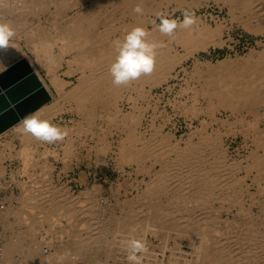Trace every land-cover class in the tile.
I'll return each instance as SVG.
<instances>
[{"label":"bare ground","instance_id":"bare-ground-1","mask_svg":"<svg viewBox=\"0 0 264 264\" xmlns=\"http://www.w3.org/2000/svg\"><path fill=\"white\" fill-rule=\"evenodd\" d=\"M185 1L187 2V0H185ZM185 1H183V0H12L11 1L10 0V2L8 3V1L5 0L4 2H7V4H3L4 2H1V0H0V2H1L0 6L4 5L3 7L7 8V9L4 8L5 9V10L3 9L4 11H2V8L0 9V11H1L0 16L4 15L0 19V23L10 24V26L15 31V36L12 39V41H10V46H8L7 48H3L4 53H2L3 57L2 56H1L2 58L0 57V61L6 62V61H9V60L15 58L18 55V51L22 47L21 46V42H23L22 40L25 39L26 40V46H27L26 48H28L29 51L33 52L36 55L35 56L36 59L38 58L39 61H43L44 64L46 65V67L45 66L44 67H45V69L47 68V70H48L47 73H49V75H51L50 76L51 77L50 79L52 80L51 83L54 84L52 86H54V88L56 87V89H58L56 91L57 95L59 94L58 92H60L59 97L56 98V101H55L56 103L52 102L51 103V104H53L52 106L48 105V107H46V108H43L45 106H42V109L40 108L39 113H38L39 116L42 119L51 120L54 117L61 115V113L68 111L71 114L73 113L76 117L77 116L81 117L80 120L85 121V122H88L89 120L94 118V116L98 117L102 122V126L106 125L107 129L108 128L111 129L113 127L116 130V133H114L115 135L113 136V139H111V140H113L112 142L108 141L109 139H108V136L106 135L108 133L105 132L106 134H104V133L101 135L97 134V136L95 137L96 138L95 139V145L94 146L90 145V146L92 147L93 150H95L97 155L101 156V157H103V155L105 156V154L109 150H111L112 153H114L115 155H118L117 159L120 160V162L121 161L122 162L127 161V162H131V163H135V165L136 164L140 165V167L136 168L137 172L138 173L143 172L145 174L144 175L145 177L143 176L144 179L142 177L141 179H143V180L140 179L137 183L138 188H139V189L137 188L138 189L137 191H139V193L141 192L140 190L142 189V186H141L142 184H143V186H146V187H143V189L146 188L144 190V192L142 194H139V195H141V197L144 198V199H142L144 201L146 199V196H148L152 200V202L148 203L149 204L148 209L145 208V210L147 209L146 213H143L142 215H140L142 212H140V213L137 212L138 210H136V211L133 210V211L137 212L140 215V219H142V221H140V219H139L140 222H143V229H142V235H141L142 238H146L148 241V244H150L151 246H154V242L157 239H159V241L162 243V250H160V251H162V258H155L154 255L156 252H154V249H152V251H150L149 254L147 255V258L149 261H152L151 259L153 257V262H152L153 264H264V233L261 231L262 235L258 234V233H260L259 228H257L259 232L258 231L255 232L256 230L254 232H251L253 230L252 228L256 229V227H258L260 225V224L256 225V221L254 220V218H256V220H257V217L261 219L259 221V223H261V226L264 229V186L261 185L262 184L261 181L264 180V177L261 178V176H258L259 174L257 176H255L252 173L254 169H260V168L264 169V113H262V111H264V52H263L262 56L259 54V57H261V58L259 61H257L259 63L256 67H254V65L252 66V67H254V69H252L251 66H249L250 69H252V70L249 71V73H246L247 75L244 74V76L243 75L238 76L239 74L237 75L236 72H234L236 74V76H234V75L231 76L232 75V72H231V75H230L231 77H229L228 79H223V78L221 79L220 78L221 79L220 80L218 76H217L218 79H215L214 77H216V76H214V75L212 77V73H211L210 74L211 77L209 76V78H208L209 81L206 77H205V80L207 79V81L204 82L202 80L204 84L206 83L205 85L203 83H201V84H203V87H202L203 92L202 93L204 95V99L209 101L211 106H218V108L220 107V109L223 110V112H224V113L222 112V114H225V112L229 113V114L226 116L227 117L226 119L220 118L219 120H217L216 118H214V120L216 119L215 120L216 122L220 121L219 123H217V125L219 126L218 128H215L216 124L214 125L213 121H211V119H210V122L207 119H204V120L202 119V121L200 122V125H201L200 129L198 131H195V130H197V129H195L193 132V135L191 134V136H190L191 139L188 138L190 140H188L187 142L185 141L186 143L184 145L181 144V140H180L181 138L179 139L180 140L179 141V140H176V137H174V135L168 134L169 132L164 134L162 127L160 128L161 125L158 128H156L155 123H154V120H155L154 116H151L153 118V120L151 119L152 124H149L148 132L147 131L144 132V130H143L142 132H144V133H142L141 132V126L143 124V120L145 119V110H143L144 108L142 109V108L138 107L136 102H138V100L140 98L142 100L143 99L148 100V99L152 98L153 96L150 97L151 96L150 92H151L152 88L157 87V86L162 85V84L164 85L165 83L169 82V80L171 78H175L176 76H174V72L178 68V66L183 65L190 58L195 57L196 53H198L200 51L208 50L210 45H212V44L216 45V43H218V41H217V39H214V37H216V36L213 37V35H214L213 29L214 28L211 30H208L207 28H209V27L207 26V28L198 29L197 28L198 26L196 25L197 26L196 28L198 30L194 29L191 32L189 30H186V29H178V31L176 32L177 35H175L174 39H176V41H177V43L175 41L176 45L180 44L183 48V53L179 54V56H177V53H179V52H176V53L174 52L175 54L173 53V51H172L173 47L172 48L167 47V45L170 46L172 44V40L170 42L171 44L169 45L168 39H167L166 43L162 39V41L166 44V46H165L166 48L160 47L159 49H157V56H156L154 71L150 75L141 76L139 79L133 81V82L138 81L137 83L140 84L139 87H136L138 85L137 84L134 88V86L131 85V82L129 83V86L128 85L115 86L112 83V77L109 73V68H110L111 63L115 60V57L117 55L114 42L116 40H123V38L127 34V32H129L132 28L137 27V26L144 27L150 32V36H149L150 41H154L157 43L161 42V39H159V38H161L162 35H164V34H161L156 27V23H157V19H158L156 14L159 12H164V13H167V15H168L170 6L172 4H176L177 5L176 8L179 9L180 7L184 6V3L186 5ZM201 1L202 0H191V5L189 3H188V5H190V8H194L198 3L200 4ZM215 1H217V2L223 1L225 4H229V5H233V6L238 1L239 4L242 5L243 9L245 10V12L247 13V15L250 18H255L261 22H264V0H215ZM224 3H223V5H224ZM1 4H3V5H1ZM138 4L143 8V12H144L143 15H145V13H146L148 15V18H149V15L151 17H154V19L151 18L152 21L150 20L152 25H153L152 29L147 28L148 27L147 26L148 23L146 24V21H147L146 18L147 17L143 16L141 18L140 14H137L136 12H134V8ZM5 5H7V6H5ZM225 6H227V5H225ZM233 9H235V8H233ZM73 10H75V11L77 10V11L74 13V15L72 14L73 15L72 16L69 13H70V11L72 12ZM239 12H241V11H239ZM233 13H235V12H233ZM16 15H18V16H16ZM11 16H13V17H11ZM233 16H235V18H236L237 15H233ZM30 17H32L31 18L32 20L30 19ZM204 17H205V15H204ZM143 18H145L146 20ZM199 18H198V20H199ZM44 19H46V20H44ZM239 19H241V18H239ZM200 20H201V18H200ZM200 20L198 22H200ZM119 21L121 22V25L120 26L115 25V23H117V22L119 23ZM153 21H155V24H153ZM223 22H221V23H223ZM261 22H259V23H261ZM261 24H263V23H261ZM254 25H256V23ZM205 26L206 25H204V27ZM209 26H211V25H209ZM218 26H220V25H218ZM249 26H250V24H249ZM248 28L251 29V27H247L246 29H248ZM51 29H53V33H51V31H48ZM216 29H215V31L217 32L218 30H216ZM256 30L257 29H255V31ZM210 31H212L213 33H211ZM219 31H220V29H219ZM224 31H226V30H224ZM262 31H264V30H262ZM263 34H261V35H263ZM219 35L221 37L222 34L219 33L218 37H219ZM164 37L166 38L165 35H164ZM169 38H171V37H169ZM171 39H173V38H171ZM61 43H62V47L59 50V54L56 53V55H55L54 54V47L57 46L58 44H61ZM164 43H161V44H163L162 46H164ZM176 45H175V47H176ZM258 45L259 44H257V46ZM173 46H174V44H173ZM260 46L262 47V45H260ZM263 46H264V43H263ZM253 48H254V46H253ZM255 49H256V47H255ZM69 52L75 53V55L72 59H69V60L66 59L67 60L66 65H68L67 67H69L67 69H70V71L68 72V70H66L67 72L65 71L66 72L65 75H67V73L69 75H71L72 73H78L79 78H77L78 79L77 84H74L73 87L71 86L72 87L71 89L65 91L64 90L65 86L67 84H70L71 82L70 83L68 81H67V83L64 82V80H61L63 78H59L58 77L59 75L58 76L56 75V72L61 67V63L63 62V60L65 58L64 56ZM253 52H256V51L254 50ZM249 53H250V51H249ZM254 55H256V54H254ZM243 57H245V56H243ZM239 58L240 57H238V59ZM255 58L258 59V57H255ZM227 59H230V58H227ZM247 60H244V61L246 62ZM252 60H254V58ZM39 61H37V62H39ZM229 61L230 60H228L227 62H229ZM231 61H232V59H231ZM244 61H241V63L242 62L244 63ZM196 62H198V61H196ZM221 62H223V61H221ZM30 64H32V61ZM39 64H41V63H39ZM240 64H239V66H240ZM200 65H201V63H200ZM245 65L246 64H244V66ZM32 66H33V64H32ZM219 66H221V65H219ZM230 66H232V65L230 64ZM227 67H229V66L227 65ZM247 68H248V65H247ZM244 69L245 68L243 67L242 71ZM218 70L220 71V69H218ZM236 70H238V68ZM203 72H202V74H203ZM223 72L225 73V70ZM246 72H248V71L246 70ZM199 74L201 75V73H199ZM227 74H230V72ZM69 75H67V76H69ZM192 76H193V74H192ZM211 78H213V79H211ZM50 79H49V81H50ZM199 79H201V77H199ZM192 80H193V78H192ZM188 81H190V79ZM202 81H200V82H202ZM145 84L149 85V87H148L150 89V90H148L149 93H147V90H145V88H144ZM125 87H127V89ZM190 91H191V89H190ZM167 92H168V90H167ZM187 92H188V90H187ZM134 94H136V96H134ZM54 99H55V97H54ZM124 101H127L128 104L131 105V107L134 109L133 113L132 112L129 114L123 113V108H122L123 106L121 103L122 102L124 103ZM157 102H158V100H157ZM169 102H171V101H169ZM182 102H184V101H182ZM180 103H181V101H180ZM147 104H148V102H147ZM164 105H165V103H164ZM174 107L175 106L173 103V108ZM155 108H157V105ZM255 108H258V110H259L258 113L255 112V110H254ZM147 109L148 108L146 107V111H147ZM197 109H198V107H197ZM199 109H200V107H199ZM239 109L246 110L247 116L243 117L242 114L240 115V117L242 116L243 118L240 119V128H239L240 130H238L239 131L238 135H241L245 139V141H247L251 137H253L254 141H256V143H257V147L255 148V150L253 152L248 151L249 153L252 152L251 157H250L252 163H249V164L247 163V165H244V164H242V162H239L240 160L237 162L232 158L230 151H229L230 149L228 148V146L225 147L224 140H223L224 135H225V132L223 131V129L225 130L226 128L231 126V123H234V122H230V120L232 117H234L237 114L236 112ZM98 110H99V112H98ZM260 110H262V111L260 112ZM158 113H161V111H159ZM240 113H238V114H240ZM219 114H221V112ZM212 117H215V116H212ZM175 118H176V116H175ZM235 118L239 119L237 117H235ZM156 119H157V117H156ZM199 119H200V117H199ZM236 119L233 121H236ZM74 120L76 121V119H74ZM78 121H76V122H78ZM82 121H81V123H82ZM90 122L91 121H89V123ZM93 122H95V121L93 120ZM237 123H239V120ZM86 124L88 125V123H85V125H83V126L85 127ZM79 125L81 127V129H79V131L82 129H84V130L88 129L86 131V133L88 131L90 132V130H91V128L89 130L90 125H88V128H87V126L85 128H83L82 124H79ZM93 125H92V127H93ZM179 125H181V124H179ZM232 125H234V124H232ZM165 126H166V124H165ZM76 127H77V125H76ZM235 127H236V125L234 126V129H232V130H235V132H236ZM70 128H69V130L71 133V130H73V129L72 128L70 129ZM16 130L19 133H21L19 127H17ZM79 131L76 130V132H78V133H79ZM110 132H111V130H110ZM190 132H192V131H190ZM94 133H96V132L94 131ZM5 134L6 133H4V135ZM79 137H81V136H79ZM93 137L94 136L92 135V138ZM194 138H197V139L195 140ZM10 140L6 141L5 143L2 144V146H0V191L8 189L9 187H11L10 184H5V182H4V180L6 178V174L8 172V166L5 165V163H7L6 160L15 159V158L21 159V162H22L21 164L23 165V167L20 169V171L22 174L26 173V176L28 175V172L30 171V170H28V168H30L31 166L33 167V162L36 163V160H38V161L40 160V158H38V157H37L38 159L34 160V158H33L34 155H32V153L35 152L33 150L39 144H42V143H40V141L36 140L31 135L22 134V136L19 138V146H18L19 150L18 151L16 150V152H15L14 147L11 144ZM72 140L73 139H71V141H70V139H68V141H70L68 143L65 141L66 146L63 148L65 151V156L68 158L70 156H72L73 154L75 155L74 150L76 148V145L75 146L73 145ZM82 145H85V144L83 143ZM244 147H243V149H244ZM7 149H9V152H11V153H6L5 151ZM260 149H261L262 153L259 152ZM47 150H49V149H47ZM88 150H89V148H88ZM64 151H63V153H64ZM162 151L163 152L169 151V152H167L169 154L174 152L173 154L176 157L174 156L175 158L172 159V157H171V159H169L168 157H166V155H165L166 153L163 154ZM240 151H241V149H240ZM52 153L54 154L53 151H52ZM57 154L58 153L55 152V155H57ZM95 157H96V155H95ZM74 158H76V157L74 156ZM246 158L248 159V157H246ZM45 160H47V159L45 158ZM148 160H149V162H151L149 167L147 165L145 166V163ZM66 162H68V161H66ZM69 164H72V163H69ZM101 164L104 165V163H101ZM127 164H125V165H127ZM37 165L40 167L39 164H37ZM141 166H142V169H141ZM41 167H43V165ZM47 167L49 169L51 168L49 165H47V162H45L43 168L44 169L46 168V170H47ZM106 167H105V169H106ZM114 167H116V166H114ZM33 168H31V169H33ZM230 168L235 169V171H237L238 174L231 172ZM49 169H48V171H51ZM263 169H262V171H264ZM46 170H44V171H46ZM33 171L34 170H32V172ZM242 172H244L243 176H242ZM39 173H40V175H42L41 172H39ZM45 173H47V171ZM45 173H44V175H45ZM95 173H93V174H95ZM113 173H114V171H113ZM66 174H69V173L66 172ZM37 175H39V174H37ZM37 175H35V178ZM40 175H39V178L42 177ZM134 175H138V174H134ZM122 176L124 177V175H122ZM10 177H11V175H10ZM29 177H30V175H29ZM45 177L48 178V176H45ZM101 177H102V175H101ZM13 178H11V179H13ZM146 178L148 179V181H146ZM27 180H30L28 178V176H27ZM51 180H53V178ZM99 180H100V178H99ZM111 180H113V179H111ZM39 181H40V179H39ZM38 182H36V184H38ZM131 182H133V181H131ZM30 183H31V180H30ZM30 183L24 184V183H20V181H18V184H16L18 186V188H20V190H21L20 196L18 195L19 197L16 199V200H19L21 207L17 206V208L20 207L22 209L19 208V210H16V208L13 209L9 206H6V203H5L6 201L3 203L4 205H2V207L0 208V218L3 220H5V218H8L9 216L8 217H6V216L11 214V213L12 214L14 213V217L17 213L21 214V216L19 215L21 217L19 220L17 219V217H15V219H17L18 222L21 224V227H19V226H18V228H16L15 226L11 227L12 229H13V227H15L17 232H19L18 234L16 232H14V233H16L17 240L11 241V243H8V246L5 245L6 246L5 253H8V255L10 256V253L12 252V250L14 252L17 250L19 252H22V255H20V256L23 257V254L25 255L23 257V259L25 258V261L29 260L28 263L32 261V262H37V264H74L72 261L74 259V257H73V259H71V256L69 255V253L71 251H76L75 253H78V255H81V253H84V255L85 254L88 255L90 253L94 254L93 242H90L89 240H91L94 236L98 235V233H99L98 231H97L98 232L97 234L96 233L93 234L94 236H92L90 239L84 241L85 246H83L82 243H80V244H74V242L62 243L63 242L62 241L61 243H59L60 244L59 246L62 249H60L56 253L51 254V253H47V252H43V251H39L40 252L39 253L37 251L38 247L37 248L34 247L36 244L34 246H32L31 245L32 243H30L28 245H31V246H27V244H26L27 242H25L26 236H28L31 233H33V236H34V231L38 232V230H35L36 227L33 228V226H26L25 224H27L26 222H30L28 219L31 218L30 215H32L33 213H36L37 215H38V213H44L47 218L45 216L44 217L48 221H52V222L55 220V217H56L55 215H60L62 217L64 216L63 218H65V219L66 218L68 219V217H69L70 220L66 221L68 223H71V221L73 220V217L75 216L74 220L77 223V221L81 220V219L77 220L76 218H79V216L77 217L76 215L79 214V215L83 216L82 214L88 213V212L82 213L83 211L86 212L83 208H85L84 206L86 204L89 207V204H91L93 202L92 200H94L97 197L96 194H97V191H99V189H100V186H99L100 182H97V184L94 183V185H93L94 187H92V190L88 189L85 192L86 197L85 196L84 197L87 198L88 201L90 200V202L87 203V199L85 200V198H84L85 202L84 201L83 202L86 203L85 205H83V203L81 204V202L78 203L79 201H77V200L81 199L79 194H76V195L79 196L80 199L78 197H77L78 199L74 197L77 200H75L73 198V196H72L73 192L71 193L69 190L70 187L67 188L63 185L62 187L60 186V188L57 186L58 187L57 188L55 186V184H50L53 186L49 187L50 188L49 191L47 188L46 192H48V193L45 192V194H44L43 191H41L40 189H37L38 186H36V188L32 187V186H30ZM43 183H44V181H43ZM46 183L48 185L47 184H44V185L49 186L48 181ZM39 185H41V184H39ZM258 185H259V188H257L258 191H256L257 193H255V194L261 196V198L263 199V200H260V202L262 201V204L260 203L261 209L259 210V213H256L254 211L253 207H254V205H257V206L259 205L258 204L259 200L253 199L252 203L250 204L251 205L250 209L248 211H246L244 209L246 205L244 206L243 203L241 202V204L243 205L242 206L239 203L240 201L238 202L239 197L241 196L240 195L241 192H239V191L243 188L245 189V187H248V188L251 187L252 188V186H258ZM41 187L43 188V186H41ZM131 187H132V184H131ZM213 187H214V189H212ZM215 188H217V189H215ZM233 188H235V190L237 189L236 191L239 192L240 196H236L238 198V200L236 198L235 199H236V202H238L239 205H241L240 207H242V208L238 207L239 208L238 210L240 212L238 210H236V211H238L240 213L241 217L243 215H245L244 217H246V221H247V219H249V221L246 222L247 223L246 224L245 221H243L244 218L242 217L243 218L242 221H243V223L246 224V226H242L243 223L239 222L241 227H242V231L241 232L238 231V233L240 232L239 234L236 231H234L236 233L231 234V233H233V230H231L232 228L234 229L237 226V229L239 230V227H238V226H240L239 224L235 226L233 224H236V223H232V225L234 227L231 226V222L233 220H234L233 222H236L235 219L239 216V215L236 216V214L238 212H236L234 214L235 219L233 218V220L231 221L230 217H228L229 214L231 213L230 210L225 209L227 212L226 213L227 217H224L226 215H222L223 213H221V210L223 208L222 209L218 208L220 210L218 212L216 211L217 210L216 208H215L216 212H214L212 210V208H213L212 206H210L211 209L210 208L207 209L209 207V205H211V202L213 200H215L216 198L217 199L215 200V202L217 200L220 202L222 200L224 201V198H225L224 196H226V194H227L228 195L227 199H229L230 198L229 196L231 194H229L228 191L232 190ZM227 189H228V191L226 192ZM128 190H130V189H128ZM215 190L218 192L217 194H215ZM236 191L234 192V190H233L234 193H236ZM248 192L249 191H247V193ZM15 194L16 193L11 194V196L12 195L13 196L9 198V201L10 200L12 201L11 198L17 197V196H15ZM242 194H243V192H242ZM255 194L250 193L251 197H252V195H255ZM70 195L75 200L74 201L75 206L82 205L83 206V207L81 206L82 209L78 210L79 207H77V209L75 210V208L73 209L72 206L67 203L68 202L67 200L71 199ZM69 196H70V198H69ZM168 196L170 198L167 199V201L169 200V202H168V204H166L167 202L164 200V197H168ZM214 196L216 197L215 199H214ZM232 196L233 195H231V198H232ZM234 196H235V194H234ZM45 197H47V198H45ZM141 197H140V199H141ZM242 198H244V197H242ZM219 199H221V200H219ZM4 200H8V199L6 198ZM41 200L42 201L45 200V203H43ZM71 201H73V200H70L69 202H71ZM80 201H82V200H80ZM223 201L221 202L222 205H223ZM226 201H228V200L225 199L224 203ZM232 201H233L232 202L233 204L234 203L236 204V202L234 200H232ZM76 202L80 205H77ZM104 202H105V200H104ZM228 202H226V204H228ZM42 203H43V206L45 204L46 205L44 207H41ZM136 203H139V202H136ZM232 203H229V204H232ZM92 204H93L92 208L95 209L98 207L97 205H99L101 203H98L96 205L93 202ZM94 204L97 207H94ZM131 204L135 205L134 202H132ZM148 204H146V205H148ZM220 204H219V206H220ZM87 205H86V207H87ZM187 205H193V207H195V209L192 208V206L190 207ZM142 206H144V205H142ZM185 206H187V207H185ZM90 207L87 208V209H89L87 211L91 210ZM100 207H101V205H100ZM105 207H107V205ZM134 207L136 209V206H133V209H134ZM188 207L194 209V211L191 209H188ZM98 208L96 209V212H97ZM119 208L121 209L120 206H119ZM139 208H141V206ZM139 208L137 207V209H139ZM183 208L184 209L187 208V210H184ZM197 208H199V209H197ZM228 208H230V207H228ZM232 208H233V206H232ZM94 209H92V211ZM131 209H132V206H131ZM81 210H83V211H81ZM122 210L123 209H121L120 211H122ZM211 210L213 213H211ZM104 211H105V209H104ZM140 211H142V210H140ZM207 211H210V212H207ZM105 212H104V214H105ZM110 212H111V210H110ZM114 212H113V214H115ZM90 213H89V215H90ZM129 213H133V212L130 211ZM207 213L209 216H206ZM24 214H25V217H23ZM95 214L96 213H94V215ZM35 215H33V216H35ZM89 215H87L88 218H86L87 216L86 217L84 216V218H86L88 220ZM91 215L93 217V220H91V221H93V223H91V221H90V223L85 222L84 224H87L86 226L89 228L91 227V229L95 228V230H98L99 225L95 221L99 218V216L97 218L93 215V213ZM136 215H134V217ZM1 216H4L5 218L4 217L2 218ZM41 216H43V214ZM127 216H128V214H127ZM12 217H13V215H12ZM38 217H39V215H38ZM118 217H120V215H118ZM132 217H130V218L132 219ZM45 218L43 220L44 223H46ZM71 218H72V220H71ZM90 218H91V216H90ZM95 218H97V219H95ZM103 218L101 217L102 220L106 219V218L105 219H103ZM111 218H110V220H111ZM120 218H122V217H120ZM15 219L13 221H16ZM3 220H1V221H3ZM34 220H35V218H34ZM198 220H201V221H198ZM239 220H240V218H239ZM84 221H82V222H84ZM125 221H128V220L126 219ZM196 221L202 222V223L200 224V223H197ZM72 222H74V221H72ZM79 222L81 223V221H78V223H77L78 226L80 224ZM135 222H136V220H135ZM23 223H25L24 226H23ZM37 223L40 224L39 221ZM100 223L101 222H99V224ZM108 223H111V221H108ZM108 223H107V225L106 224H104V225L108 227ZM84 224L81 223V226L84 227ZM122 224L124 225V223H122ZM128 224L126 226L129 228V226L131 224H129V226H128ZM192 224H194V225H192ZM196 224H199L198 227H195ZM27 225H29V224H27ZM44 225L46 226V224H44ZM54 225H56V223ZM71 225H72V223L69 224V226H71ZM115 225L118 226V224H116V223H115ZM216 225L219 226L220 228L216 227ZM220 225L223 227V229H221L222 227ZM60 226H61V224H60ZM73 226L70 227V232L72 231V229H75L77 227L76 226L75 228H73ZM105 226H104V228H105ZM134 226H137V225H134ZM141 226H142V224H141ZM187 226L192 229V231H190V233H189L190 235L187 234V237L189 239L186 238L187 248H189V250L191 252L190 251L186 252L187 250L184 251L183 247H181L182 245L180 244V243H182V242H180V239L186 235L184 232H186L185 227H187ZM193 226L196 229L192 228ZM261 226H259V227H261ZM63 227L65 229V226H63ZM47 228L48 229L45 228L46 229L45 232L48 231V233H46L48 235L49 229H52V228H49V227H47ZM79 228H81V227H78L77 230ZM89 228H86L85 230H87V229L89 230ZM123 228L127 229L124 226H123ZM140 228H142V227H140ZM197 228H199V229L197 232H195L197 230ZM224 228L230 229L231 231L228 230L227 232L226 231L223 232L222 230H224ZM121 229H120V232L122 231ZM130 229H129V231H130ZM137 229L138 228H136V230ZM249 229L250 230L252 229V230L249 231ZM5 230H6V228H5ZM60 231H59V233H60ZM113 231L115 232V230H113ZM117 231H119V230H117ZM138 231H137V234H138ZM55 232L58 233L57 230ZM67 232H68V230H67ZM75 232H77V231H75ZM85 232L86 231H84V233ZM88 232H86L87 235L90 234V232H92V230L91 231L89 230ZM93 232H94V229H93ZM127 232L128 231H126V233ZM243 232H245V233H243ZM103 233H101V234H103ZM115 233L118 236L117 232H115ZM115 233H113V235ZM126 233H123V234L126 236ZM129 233H130V235L133 234L132 232H129ZM63 234H66V233L64 232ZM119 234H121V233H119ZM12 235H15V234H12ZM47 235H45V236H47ZM59 235H61V234H59ZM42 236H43V234H42ZM62 236H61V238H62ZM18 237H19V239H18ZM31 237H32V235H31ZM35 237H36V235L34 236V238ZM98 237H100V234ZM126 237H129V235ZM13 238H15V237L13 236ZM61 238L59 236V239H61ZM174 238H176V241H175L176 246H175V244L173 246L171 243V240ZM27 239L29 240V238H27ZM75 239L78 240L79 238H75ZM32 240H33V238H32ZM57 240H58V238H57ZM115 240H117V239H115ZM115 240L110 241L109 243L115 242ZM123 240L126 241V238L122 239L121 241H123ZM51 241L53 243V238ZM51 241L48 240L49 243ZM69 241H71V240H69ZM99 241H101V239H99ZM106 241H107V243H106ZM106 241H105V243H106L105 246L108 244L107 239H106ZM95 242L97 245L98 242L97 241H95ZM46 243H47V240H46L45 244ZM76 243H78V241ZM113 245H115V244H113ZM117 245H118V243H117ZM57 246H58V243H57ZM119 246H121V245H119ZM121 247H123V246H121ZM154 248H156V246H154ZM109 249L111 250L110 247H109ZM112 249H114V248H112ZM123 249H121L120 251H122ZM160 249H161V246H160ZM39 250H42V249H39ZM111 251H113V250H111ZM5 253L3 251L2 255H5ZM115 253H117V252H115ZM16 254H17V252H16ZM72 254H73V252H72ZM157 254L158 253H156V255ZM8 255L6 254L5 256L9 257ZM14 256H16V255H14ZM88 257H89V255H88ZM91 257H93V256H91ZM26 258H27V260H26ZM34 258H36V259H34ZM20 259L22 260V258H20ZM83 259H85V257H83ZM93 259H96V258H93ZM98 259H96V260L98 261ZM3 260L4 259L2 258L1 261L3 262ZM5 260L8 261L6 258H5ZM4 262H3V264H4ZM88 262H89V260H88ZM91 262H92V260H91ZM103 262H104V259H103ZM9 263H11V262H9ZM104 263H106V261ZM146 264H150V263H146Z\"/></svg>","mask_w":264,"mask_h":264},{"label":"rangeland","instance_id":"rangeland-1","mask_svg":"<svg viewBox=\"0 0 264 264\" xmlns=\"http://www.w3.org/2000/svg\"><path fill=\"white\" fill-rule=\"evenodd\" d=\"M5 0H1V2H4ZM6 1H8V3L10 2V0H6ZM12 1V0H11ZM183 1H185V0H183ZM0 2V3H1ZM186 2V1H185ZM217 1H215V0H202L201 2H200V4L198 3L194 8H190V5H191V0H187V2H186V5H185V3H184V6L183 7H180L179 9L178 8H176L177 7V5L176 4H172L171 6H170V9H169V14L167 15V13H165L169 18H178V19H181L182 20V18H183V16H182V13L185 11V10H189V11H194L195 12V14H196V16H197V18H199L200 16V18H201V20H200V18H199V20H200V22H198L197 23V26H194V29H196V30H198V29H203V28H207V26L209 27V28H207L208 30H211V29H213V31H214V33L212 32V31H210L211 33H213L214 35H213V37L214 36H216V37H214V39H217V41H218V43H216V45L215 44H212V45H210L209 46V48H208V50H206V51H200V52H198V53H196L195 54V57H192V58H190L188 61H186L183 65H181V66H178V68L175 70V72H174V76H176L175 78H171L170 80H169V82H167V83H165L164 85L162 84V85H159V86H157V87H154V88H152V90H151V96L150 97H152V98H150V99H148V100H145V99H139L138 100V102H136L137 103V105H138V107H140V108H144L143 110H145V119L143 120V124H142V126H141V132L144 130V132H148V127H149V124H152V121H151V119L153 120V118L151 117V116H154V123H155V127L156 128H158L160 125V128L162 127V129H163V132H164V134H166V133H168V134H172V135H174V137H176V140H179L180 138V140H181V144H185L188 140H190L191 139V134L193 135V132H194V130L195 129H197V130H195V131H198L199 129H200V127H201V125H200V122L202 121V119L204 120V119H207L209 122H210V119H211V121H213V124L216 126H214L215 128H218L219 126L217 125V123H219L220 121H215L216 119L217 120H219L220 118L221 119H226L227 117V115L229 114V113H226L225 112V114H222V112H223V110H221L220 109V107L218 108V106H211V104L209 103V101H207L206 99H204V95H203V81L205 82V81H207V79L209 78V76H210V74L212 73V77H213V75L214 76H216V77H214L215 79H218V77H219V79L221 78H223V79H228L229 77H231V76H236V74L238 75V76H244V74L245 75H247L246 73H249V71H251L252 69H254V67H256L257 65H258V63L259 62H257V61H259L260 60V58L261 57H259V54L262 56V54H263V52H264V46H263V41H264V31H262V30H264V22H261V21H259V20H257V19H255V18H250L248 15H247V13L245 12V10L243 9V7H242V5H240L239 4V2L237 1L236 3H235V7L233 6V5H229V4H225L223 1H219V2H217ZM188 3L190 4V5H188ZM202 3V4H201ZM223 3H224V5H223ZM3 4H7V2H4ZM3 4H1V5H3ZM220 4V5H219ZM203 5V6H202ZM225 5H227V6H225ZM237 5V6H236ZM240 5V6H239ZM4 6V5H3ZM3 6H0V9L2 8V11H4L5 9H7L6 7H3ZM5 6H7V5H5ZM199 6V7H198ZM205 6V7H204ZM174 7V8H173ZM179 7V6H178ZM198 7V8H197ZM229 7V8H228ZM5 8V9H4ZM190 8V9H189ZM204 8V9H203ZM209 8V9H208ZM228 8V9H227ZM233 8H235V9H233ZM4 9V10H3ZM195 9V10H194ZM208 9V10H207ZM222 9V10H221ZM225 9V10H224ZM238 9V10H237ZM241 9V10H240ZM243 9V10H242ZM234 10V11H233ZM237 10V11H236ZM77 11V10H76ZM75 10H73L72 12L70 11V15H74V13L76 12ZM179 11V12H178ZM229 11V12H228ZM235 12V13H233V12ZM239 11H241V12H239ZM1 12V11H0ZM201 12V13H200ZM244 12V13H243ZM228 13V14H227ZM237 13V14H236ZM143 14H144V12H143ZM141 15V18L144 16V17H147L146 19H147V21H146V24H147V28L148 29H152V27H153V25H152V23H151V21H152V19H154V17H151L150 15H149V18H148V15L145 13V15ZM72 15V16H73ZM204 15H205V17H204ZM233 15H237L236 16V18H235V16H233ZM4 16V15H3ZM3 16H0V19L3 17ZM16 16H18V15H16ZM220 16V17H219ZM11 17H13V16H11ZM208 19H207V18ZM241 18V19H239V18ZM32 17H30V19H31ZM152 18V19H151ZM211 18V19H210ZM247 18V19H246ZM143 19H145V18H143ZM145 19V20H146ZM203 19V20H202ZM205 19V20H204ZM236 21H235V20ZM245 19V20H244ZM249 19V20H248ZM32 20V19H31ZM44 20H46V19H44ZM151 20V21H150ZM198 20V21H199ZM228 20V21H227ZM238 20V21H237ZM208 21V22H207ZM211 21V22H210ZM224 21V22H223ZM240 21V22H239ZM221 22H223V23H221ZM232 22V23H231ZM242 22V23H241ZM259 22H261V23H263V24H261V23H259ZM120 23V24H119ZM119 23L117 22V23H115V25H117V26H120L121 25V22L119 21ZM145 23V22H144ZM160 23V20L159 19H157V23H156V26L158 25ZM239 23V24H238ZM244 23V24H243ZM256 23V25H254ZM216 26H215V25ZM249 24H250V26H249ZM253 24V25H252ZM202 27H201V26ZM204 25H206L205 27H204ZM209 25H211V26H209ZM218 25H220V26H218ZM215 26V27H214ZM253 26V27H252ZM258 26V27H257ZM260 26V27H259ZM263 26V27H262ZM198 29H197V28ZM219 27V28H218ZM223 29H222V28ZM247 27H251V29H246ZM217 28V29H216ZM215 29L216 30H218L217 32L215 31ZM219 29H220V31H219ZM255 29H257L256 31H255ZM260 29V30H259ZM262 29V30H261ZM224 30H226V31H224ZM254 30V31H253ZM48 31H51V33H53V29H51V30H48ZM177 31H178V29H177ZM176 31V32H177ZM253 31V32H252ZM221 33L222 35H221V37H220V35H219V37H218V34L219 33ZM224 33V34H223ZM216 34V35H215ZM261 34H263V35H261ZM175 35H177V34H175ZM259 35V36H258ZM166 36V35H165ZM221 40H220V39ZM159 39H161V42H159L160 44L161 43H166L167 42V39H168V43H169V45L171 44L170 42H171V40H172V46L170 45V46H168L167 45V47H173V49H172V51H173V53L175 52H179V53H177V56H179V54H181V53H183V48H182V46L180 45V44H178V45H176V43H177V41H176V39H171V38H169V37H167L166 36V38L164 37V35H162V37L161 38H159ZM158 39V40H159ZM162 39H163V41H162ZM228 39V40H227ZM224 40V41H223ZM263 40V41H262ZM23 42H21V49L18 51V55L16 56V57H18V56H21V55H23V56H25V57H30V58H36L35 56V54L32 52H29V50H28V48H26L27 46H26V40L24 39V40H22ZM175 41H176V43H175ZM220 41V42H219ZM25 42V43H24ZM261 44H260V43ZM164 43V46H162V47H164V48H166L165 46H166V44ZM173 44H174V46H173ZM257 44H259L258 46H257ZM161 45H163V44H161ZM175 45H176V47H175ZM221 45V46H220ZM260 45H262V47L260 46ZM220 46V47H219ZM253 46H254V48H253ZM180 47V48H179ZM255 47H256V49H255ZM163 48V49H164ZM179 48V49H178ZM250 49V50H249ZM175 50V51H174ZM256 51V52H253V51ZM249 51H250V53H249ZM211 52V53H210ZM261 52V53H260ZM2 53H4L3 52V48L1 49L0 48V57L2 56ZM174 53V54H175ZM256 54V55H254V54ZM238 54V55H237ZM4 55V54H3ZM247 55V56H246ZM230 56V57H229ZM243 56H245V57H243ZM252 56V57H251ZM3 57V56H2ZM1 57V58H2ZM237 57V58H236ZM238 57H240L239 59H238ZM247 57V58H246ZM249 57V58H248ZM255 57H258V59L257 58H255ZM196 58V59H195ZM227 58H230V59H227ZM254 58V60L257 62H255L254 60H252ZM231 59H232V61H231ZM249 61H248V60ZM257 59V60H256ZM226 60V61H225ZM228 60H230L229 62H227ZM244 61V60H247L246 62L244 61V63L242 62L241 63V61ZM196 61H198V62H196ZM221 61H223V62H221ZM221 62V63H220ZM198 65H197V64ZM200 63H201V65H200ZM203 63V64H202ZM210 63V64H209ZM241 63V64H240ZM256 63V64H255ZM207 64V65H206ZM230 64L232 65V66H230ZM236 66H235V65ZM238 64V65H237ZM239 64H240V66H239ZM244 64H246L245 66H244ZM193 65V66H192ZM219 65H221V66H219ZM227 65L229 66V67H227ZM247 65H248V68H247ZM254 65V67H252ZM2 66H3V61H0V68H2ZM183 66V67H182ZM206 66V67H205ZM223 66V67H222ZM249 66H251V68L252 69H250V67ZM203 67V68H202ZM219 67V68H218ZM233 67V68H232ZM243 67L248 71V72H246V70L244 69L243 71H242V69H243ZM190 70H189V69ZM195 68V69H194ZM220 69V71L218 70V69ZM230 68V69H229ZM232 68V69H231ZM238 68V70H236ZM240 68V69H239ZM230 71H229V70ZM250 69V70H249ZM196 70V71H195ZM200 70V71H199ZM225 70V73L223 72ZM236 70V71H235ZM204 71V72H203ZM228 71V72H227ZM202 72H203V74H202ZM223 72V73H222ZM230 72V74H227V73H229ZM231 72H232V75H231ZM234 72H236V74L234 73ZM240 72V73H239ZM199 73H201V75L199 74ZM207 73V74H206ZM192 74H193V76H192ZM198 74V75H197ZM205 74V75H204ZM218 74V75H217ZM222 74V75H221ZM228 76H227V75ZM220 75V76H219ZM231 75V76H230ZM179 76V77H178ZM189 76V77H188ZM218 76V77H217ZM178 77V78H177ZM199 77H201V79H199ZM205 77L207 78L206 80H205ZM211 77V76H210ZM226 77V78H225ZM188 78V79H187ZM192 78H193V80H192ZM197 78V79H196ZM190 79V81H188ZM211 79H213V78H211ZM220 79V80H221ZM203 80V81H202ZM200 81H202V82H200ZM208 81H209V79H208ZM138 81H136V82H131V85L132 86H134V88H135V86L136 87H139L140 86V84L139 83H137ZM181 85H180V84ZM194 83V84H193ZM196 83V84H195ZM201 83H203V84H201ZM135 84V85H134ZM199 84V85H198ZM206 84V83H205ZM204 84V85H205ZM179 85V86H178ZM190 85V86H189ZM128 86H129V84H128ZM175 86V87H174ZM193 86V87H192ZM149 85L147 84H145V90H147V93H149V91L148 90H150L149 88ZM184 87V88H183ZM192 87V88H191ZM197 87V88H196ZM199 87V88H198ZM126 89H127V87H125ZM124 88V89H125ZM129 88V87H128ZM168 88V89H167ZM181 88V89H180ZM155 89V90H154ZM190 89H191V91H190ZM167 90H168V92H167ZM186 90V91H185ZM187 90H188V92H187ZM157 91V92H156ZM156 92V93H155ZM187 92V93H186ZM190 92V93H189ZM167 93V94H166ZM174 93V94H173ZM186 93V94H185ZM192 93V94H191ZM161 94V95H160ZM172 94V95H171ZM134 96H136V94H134ZM159 96V97H158ZM178 98H177V97ZM183 96V97H182ZM185 96V97H184ZM201 96V97H200ZM164 97V98H163ZM184 98V99H183ZM195 100H194V99ZM200 98V99H199ZM176 99V100H175ZM189 99V100H188ZM199 99V100H198ZM156 100V101H155ZM157 100H158V102H157ZM161 100V101H160ZM179 102H178V101ZM169 101H171V102H169ZM180 101H181V103H180ZM182 101H184V102H182ZM192 101V102H191ZM195 101V102H194ZM200 101V102H199ZM147 102H148V104H147ZM169 102V103H168ZM199 102V103H198ZM157 103V104H156ZM164 103H165V105H164ZM173 103H174V108H173ZM185 103V104H184ZM192 103V104H191ZM122 104V108H123V113L124 114H129V113H133L134 112V109L131 107V105L130 104H128V102L127 101H124V103L122 102L121 103ZM144 104V105H143ZM147 104V105H146ZM161 104V105H160ZM179 106H178V105ZM187 104V105H186ZM197 104V105H196ZM199 104V105H198ZM151 105V106H150ZM156 105H157V108H155L156 107ZM164 105V106H163ZM177 105V106H176ZM203 105V106H202ZM129 106V107H128ZM155 106V107H154ZM186 106V107H185ZM205 106V107H204ZM146 107L148 108L147 109V111H146ZM159 107V108H158ZM164 107V108H163ZM189 107V108H188ZM197 107H198V109H197ZM199 107H200V109H199ZM210 107V108H209ZM213 107V108H212ZM155 108V109H154ZM173 108V109H172ZM191 108V109H190ZM207 108V109H206ZM184 109V110H183ZM219 109V110H218ZM155 110V111H154ZM169 112H168V111ZM217 110V111H216ZM255 110V112L256 113H258L259 112V110H258V108H255L254 109ZM159 111H161V113H158ZM213 111V112H212ZM262 110H260V112H261ZM98 112H99V110H98ZM128 112V113H127ZM167 112V113H166ZM205 112V113H204ZM211 112V113H210ZM221 112V114H219ZM241 112V113H240ZM246 112V110H241V109H239V110H237V114L234 116V117H232L231 118V120H230V122H234V123H231V126L230 127H228V128H226L225 130L223 129V131L225 132V135H224V144H225V147H227L228 146V148L230 149L229 151H230V154H231V156H232V158L235 160V161H239V162H242V164H244V165H247V163L249 164V163H252L251 162V153L255 150V148L257 147V143H256V141H254V139H253V137H251L249 140H247V141H245V139L241 136V135H238L239 134V131L238 130H240L239 128H240V119H242L244 116H247V112ZM68 113V114H67ZM202 113V114H201ZM224 113V112H223ZM238 113H240V114H238ZM262 113H264V111H262ZM139 114V113H138ZM160 114V115H159ZM168 114V115H167ZM180 114V115H179ZM191 114V115H190ZM210 116H209V115ZM216 114V115H215ZM242 114V116L240 117V115ZM244 114V115H243ZM171 115V116H170ZM200 115V116H199ZM223 115V116H222ZM162 116V117H161ZM175 116H176V118H175ZM189 116V117H188ZM193 116V117H192ZM212 116H215V117H212ZM156 117H157V119H156ZM171 117V118H170ZM199 117H200V119H199ZM211 117V118H210ZM225 117V118H224ZM235 117H237V118H239V119H236ZM163 118V119H162ZM192 118V119H191ZM196 118V119H195ZM214 118H216L215 120H214ZM74 119H76V121H78V122H76ZM81 119V117H76L73 113L71 114L70 112H68V111H66V112H63V113H61V115H59V116H56V117H54L53 119H51L50 121L52 122V123H54V124H56V125H58V126H60L62 129H64V130H66L67 131V133H68V135L66 136V138L63 140V141H59V142H56L55 144H47V143H42V142H40V143H42V144H39L33 151H35V152H33L32 153V155H34L33 156V158H34V160H36V159H38V158H40V160L38 161V160H36V163L35 162H33V167L31 166L30 168H28V170H30L29 172H28V178L31 180V183H30V180H27V176H26V173H21V171H20V169L23 167V165L21 164L22 162H21V159H18V158H15V159H10V160H6V162L7 163H5V165L6 166H8V172H7V174H6V178H5V180H4V182H5V184H10V186L11 187H9L8 189H5V190H2V191H0V208L2 207V205H4L3 203L5 202L6 203V206H9V207H11V208H13V209H15L16 208V210H19V208L21 207L20 206V202H19V200H16L19 196H20V192H21V190H20V188H18V186L16 185V184H18V181H20V183H24V184H29L30 183V186H32V187H35L36 188V186H38V188L37 189H40L41 191H43V193L45 194V192L47 191L46 189L48 188V191L50 190V188L49 187H51V186H53V185H50V184H55V186L57 187H59L60 188V186L62 187L63 185L65 186V187H70L69 188V190H70V192L72 193L73 192V194H72V196H73V198L75 197V198H79V196H80V200H82V201H80V200H77V199H75V200H77V201H79L78 203H80L81 202V204L83 203V205H85L86 203H84L85 201H84V198L86 197L85 196V192L88 190V189H90V190H92V187H94L93 185H94V183H96L97 184V182H100L99 184V186H100V189H99V191H97V197L94 199V200H92L96 205L98 204V203H101V204H99V205H95L94 204V207H97L98 208V210H97V212H96V209L97 208H92L93 207V202L91 203V204H89V207L91 208V210L90 211H87V210H89V209H87V208H89L88 207V205H87V207H86V205L84 206L85 208H83L86 212H84L83 210H81V211H83L82 213H87V214H82L83 216H81V215H76L77 217L79 216V218H76L77 220L78 219H81V220H78V221H81V223L82 224H84L85 222L86 223H90V221L91 220H93V217H92V213H93V215H94V213H96L94 216L95 217H97L98 218V216H99V218L97 219V218H95V219H97L95 222L96 223H98V225H99V229L98 230H95V228H92L91 229V227L89 228V227H87L86 225L87 224H84V227L83 226H81V223L79 224V226L77 225V223H78V221H77V223L75 222V216L73 217V220H72V218H71V220L72 221H74V222H72L71 221V223H72V225L71 226H69V224H71V223H68V222H66V221H69L70 219H69V217H68V219L66 218H63L62 216H60V215H55L56 217H55V220L52 222V221H48L46 218V215L44 214V213H38V215H39V217H38V215L36 214V213H33L32 215H30L31 216V218L30 219H28L30 222H26L27 224H29V225H27V224H25V223H23V226H24V224L26 225V226H33V228H35V230H38V232H35L34 231V236L36 235V237L34 238V236H33V233H31V234H29L28 236H26V239H25V242H27L26 244H27V246H34L35 244V246L34 247H38L37 249V251L39 252V251H43V252H47V253H51V254H54V253H56L57 251H59L60 249H62L59 245V243H61L62 241V243H72V242H74V244H80V243H82L83 244V246H85V244H84V241L85 240H88V239H90L92 236H94L93 234H97L98 232V235H96V236H94L91 240H89L90 242H93V248H94V254L93 253H90V254H88L89 255V257H88V255L87 254H85L84 255V253H81V255H78V253H75L76 251H71L70 253H69V255L71 256V259H73V257H74V259L72 260L73 261V263L74 264H128V261H127V259H126V252H125V250L123 249L124 248V241L125 240H123V241H121L122 239H125L126 238V240L127 239H129V238H131V237H135V238H142V229H143V222H140V221H142V219H140V215H142L143 213H146V210L148 209V206H149V204L148 203H150V202H152V200L148 197V196H146V199H145V201L147 202H145L144 200H142V199H144V198H142L141 197V195H139V194H142L143 192H144V190L146 189V188H144L143 189V187H146V186H143V184L141 185L142 186V189L140 190L141 192L139 193V191H137L139 188H138V181L145 175L143 172H141V173H138L137 172V169L136 168H138V167H140V165H135V163H131V162H127V161H125V162H120V160H118L117 159V156L118 155H115L114 153H112V151L111 150H109L106 154H105V156L103 155V157H101V156H98L97 155V153L95 152V150H93L92 149V147L91 146H94L95 145V137L97 136V134L98 135H101V134H106V133H108V134H106L107 136H108V141L109 142H112L113 140H111V139H113V136L115 135L114 133H116V130L112 127L111 129L110 128H108L107 129V127H106V125H104V126H102V122H101V120L98 118V117H95L94 116V118H92L91 120H89V121H91L90 123H89V121L88 122H85V121H82V120H80ZM168 119V120H167ZM236 119V121L238 122V120H239V123H237L236 121H233V120H235ZM70 120V121H69ZM93 120L95 121V122H93ZM170 120V121H169ZM182 120V121H181ZM191 120V121H190ZM195 120V121H194ZM81 121H82V123H81ZM164 121V122H163ZM180 121V122H179ZM145 122V123H144ZM168 122V123H167ZM85 123H88V125H90L89 126V130H90V128H91V130H90V132L88 131L87 133H86V131L88 130L87 128H88V125L86 124V126H87V130H84V129H82V130H80L79 131V129H81V127H80V125L79 124H82V127L83 128H85L83 125H85ZM95 123V124H94ZM192 123V124H191ZM74 124V125H73ZM94 124V125H93ZM165 124H166V126H165ZM179 124H181V125H179ZM232 124H234V125H232ZM76 125H77V127H76ZM92 125H93V127H92ZM170 127H169V126ZM192 125V126H191ZM236 125V132H235V130H232V129H234V126ZM67 126V127H66ZM164 126V127H163ZM195 126V127H194ZM72 128L73 130H71V133H70V130H69V128ZM197 127V128H196ZM70 128V129H71ZM99 128V129H98ZM185 128V129H184ZM191 128V129H190ZM77 131H79V133L78 132H76V130ZM111 130V132H110V130ZM172 129V130H171ZM232 131H231V130ZM99 130V131H98ZM108 130V131H107ZM113 130V131H112ZM166 130V131H165ZM175 130V131H174ZM85 131V132H84ZM94 131L96 132V133H94ZM172 131V132H171ZM183 131V132H182ZM190 131H192V132H190ZM81 132V133H80ZM83 132V133H82ZM106 132V133H105ZM110 132V133H109ZM144 132H142V133H144ZM176 132V133H175ZM70 134V135H69ZM79 134V135H78ZM81 134V135H80ZM85 134V135H84ZM110 134V135H109ZM113 134V135H112ZM181 134V135H180ZM227 134V135H226ZM11 136V140L10 139H3V140H0V146H2V144L3 143H5L6 141H11V144L13 145V147H14V150H15V152H16V150L18 151L19 150V138L22 136V134L21 133H19L16 129L13 131V133L12 134H10ZM92 135L94 136L93 138H92ZM238 135V136H237ZM79 136H81V137H79ZM83 136V137H82ZM106 136V137H107ZM111 136V137H110ZM71 137V138H70ZM76 137V138H75ZM91 137V138H90ZM81 138V139H80ZM85 138V139H84ZM188 138H190V139H188ZM68 139H70V141H71V139H73L72 140V143H73V145L75 146L76 145V148H75V150H74V153H75V155L73 154L72 156H70L69 158L68 157H66L65 156V151H64V147L66 146L65 144V141L68 143V142H70V141H68ZM94 139V140H93ZM195 140L197 139V138H194ZM17 140V141H16ZM84 140V141H83ZM175 140V139H174ZM179 140V141H180ZM183 141V142H182ZM186 141V142H185ZM243 141V142H242ZM16 142V143H15ZM246 144H245V143ZM84 143L85 145H82V144ZM242 143V144H241ZM250 143V144H249ZM15 145V146H14ZM91 145V146H90ZM245 147H244V146ZM247 145V146H246ZM81 147V148H80ZM243 147H244V149H243ZM247 147V148H246ZM88 148H89V150H88ZM47 149H49V150H47ZM240 149H241V151H240ZM252 149V150H251ZM54 152V154L52 153V151ZM49 151V152H48ZM63 151H64V153H63ZM248 151H252V152H248ZM6 153H11V152H9V149H7L6 151H5ZM38 152V153H37ZM48 152V153H47ZM55 152L56 153H58L57 155H55ZM167 152H169V151H167ZM166 151L165 152H163L162 151V153L163 154H165L166 155V157H168L169 159H171V157H172V159L173 158H175L176 156L173 154V153H167ZM259 152L260 153H262V151H261V149L259 150ZM45 155H44V154ZM110 153V154H109ZM238 155H237V154ZM43 154V155H42ZM52 156H51V155ZM83 154V155H82ZM96 155V157H95V155ZM77 155V156H76ZM90 155V156H89ZM114 155V156H113ZM169 155V156H168ZM46 156V157H45ZM49 156V157H48ZM55 156V157H54ZM74 156L76 157V158H74ZM94 156V157H93ZM175 156V157H174ZM38 157V158H37ZM113 157V158H112ZM238 157V158H237ZM246 157H248V159L246 158ZM45 158L47 159V160H45ZM55 158V159H54ZM61 158V159H60ZM67 158V159H66ZM95 158V159H94ZM115 158V159H114ZM242 158V159H241ZM245 158V159H244ZM63 159V160H62ZM66 159V160H65ZM78 159V160H77ZM113 159V160H112ZM14 160V161H13ZM93 160V161H92ZM243 160V161H242ZM66 161H68V162H66ZM73 161V162H72ZM90 161V162H89ZM106 163H105V162ZM45 162H47V165H49L51 168L49 169L48 167H47V170H46V168L44 169L43 167H44V164H45ZM98 162V163H97ZM16 163V164H15ZM69 163H72V164H69ZM75 163V164H74ZM91 163V164H90ZM101 163H104V165L103 164H101ZM128 163V164H127ZM35 164V165H34ZM37 164H39L40 165V167L37 165ZM60 164V165H59ZM66 164V165H65ZM97 164V165H96ZM125 164H127V165H125ZM150 164H151V162H149V160L145 163V166L147 165L148 167L150 166ZM37 165V166H36ZM43 165V167H41ZM70 165V166H69ZM92 165V166H91ZM94 165V166H93ZM103 165V166H102ZM116 166V167H114V166ZM120 165V166H119ZM11 166V167H10ZM67 166V167H66ZM73 166V167H72ZM107 166V167H106ZM113 166V167H112ZM137 166V167H136ZM20 167V168H19ZM77 167V168H76ZM105 167H106V169H105ZM31 168H33V169H31ZM42 168V169H41ZM111 168V169H110ZM46 170L47 171V173H45L46 171H44V170ZM48 169L49 170H51V171H48ZM53 169V170H52ZM70 169V170H69ZM92 169V170H91ZM97 169V170H96ZM110 169V170H109ZM141 169H142V166H141ZM262 169L263 168H260V169H254L253 170V175H255V176H257L258 174V176H261V178H263L264 177V171H262ZM32 170H34L33 172H32ZM74 170V171H73ZM119 170V171H118ZM123 170V171H122ZM228 170V169H227ZM230 170H231V172H233V173H235V174H238V172L237 171H235V169H233V168H230ZM257 172H256V171ZM264 170V169H263ZM44 171V172H43ZM77 171V172H76ZM113 171H114V173H113ZM229 171V170H228ZM37 172V173H36ZM39 172H43L42 173V175H40V173ZM66 172L67 173H69V174H66ZM89 174H88V173ZM96 172V173H95ZM119 172V173H118ZM125 172V173H124ZM134 172V173H133ZM260 172V173H259ZM21 175H19V174ZM36 173V174H35ZM44 173H45V175H44ZM93 173H95V174H93ZM123 173V174H122ZM262 173V174H261ZM37 174H39L40 176H44L43 178L41 177V178H39V175H37ZM47 174V175H46ZM62 174V175H61ZM111 174V175H110ZM114 174V175H113ZM128 174V175H127ZM134 174H138V175H134ZM240 174V173H239ZM10 175H11V177H10ZM14 175V176H13ZM29 175H30V177H29ZM35 175H37L36 176V178H35ZM67 175V176H66ZM87 175V176H86ZM101 175H102V177H101ZM122 175H124V177L122 176ZM244 175V172H242V176ZM263 175V176H262ZM32 176V177H31ZM45 176H48V178H46ZM97 176V177H96ZM108 176V177H107ZM127 176V177H126ZM14 177V178H13ZM55 177V178H54ZM67 177V178H66ZM126 177V178H125ZM145 177V176H144ZM144 177H143V179H144ZM11 178H13V179H11ZM33 178V179H32ZM35 178V179H34ZM53 178V180H51ZM99 178H100V180H99ZM125 178V179H124ZM11 179V180H10ZM39 179H40V181H39ZM48 181V183H49V186H47L48 184L46 183L47 181ZM111 179H113V180H111ZM123 179V180H122ZM127 179V180H126ZM138 179V180H137ZM143 179H141V180H143ZM10 180V181H9ZM17 180V181H16ZM37 180V181H36ZM44 181V183H43V181ZM59 180V181H58ZM77 180V181H76ZM97 180V181H96ZM99 180V181H98ZM110 180V181H109ZM125 180V181H124ZM137 180V181H136ZM15 181V182H14ZM39 181V182H38ZM65 181V182H64ZM94 181V182H93ZM106 181V182H105ZM131 181H133V182H131ZM146 181H148V179L146 178ZM7 182V183H6ZM27 182V183H26ZM36 182H38V184H36ZM51 182V183H50ZM80 182V183H79ZM83 182V183H82ZM131 182V183H130ZM33 183V184H32ZM112 183V184H111ZM127 183V184H126ZM261 185H263L264 186V180L263 181H261ZM32 184V185H31ZM36 184V185H35ZM39 184H41V185H39ZM44 184H47L46 186L44 185ZM57 184V185H56ZM66 184V185H65ZM107 184V185H106ZM131 184H132V187H131ZM16 185V186H15ZM103 185V186H102ZM110 185V186H109ZM130 185V186H129ZM41 186H43V188L41 187ZM57 187V188H58ZM106 187V188H105ZM112 187V188H111ZM105 188V189H104ZM111 188V189H110ZM138 188V189H137ZM236 188V187H235ZM235 188H233L232 190H229L228 191V189L226 190V192L228 191V193L229 194H231V195H233L232 196V198H231V195L229 196L230 198L229 199H227V197H228V195L226 194V196H224L223 198H224V201H225V199L226 200H230L229 202L228 201H226V202H228V204H226V202L224 203V201H223V205H222V201L220 202V201H216L215 202V200L217 199L215 196H214V199L215 200H213L212 202H211V205H209V207L207 208V209H209L210 208V206H212L213 208H212V210L214 211V212H218V211H220L218 208H220V209H222L221 210V213H223L222 215H226V210H230V214H229V216L228 217H230V220L232 221L233 220V218L235 219V216H234V214L236 213V212H238L239 210V208H242V207H240L242 204H241V202L243 203V205L245 206V210L246 211H248L249 209H250V207H251V203H252V200L253 199H258L259 200V205L257 206V205H254V211L256 212V213H259V210L261 209V204H262V201L260 202V200H263L262 198H261V196H259V195H256L255 193H257L256 191H258L257 190V188H259V185L258 186H252V188L251 187H245V189L243 190V189H241L239 192H241L240 193V195H239V192H237L236 190H235ZM43 189V190H42ZM45 189V190H44ZM128 189H130V190H128ZM212 189H214V187L212 188ZM215 189H217V188H215ZM124 190V191H123ZM233 190H234V192L236 191V193H234L233 192ZM108 191V192H107ZM115 191V192H114ZM126 191V192H125ZM247 191H249L251 194H255V195H252V197H251V195H250V193L248 192L247 193ZM16 193L15 194V196H17L16 198L14 197V198H11L12 199V201L10 202L9 201V198L10 197H12L11 196V194H14V193ZM40 192V191H39ZM82 192V193H81ZM111 192V193H110ZM114 192V193H113ZM119 192V193H118ZM121 192V193H120ZM134 192V193H133ZM242 192H243V194H242ZM41 193V192H40ZM46 193H48V192H46ZM117 193V194H116ZM218 192L215 190V194H217ZM235 194V196H234V194ZM76 194H79V196H77ZM245 194V195H244ZM19 195V196H18ZM75 195V196H74ZM71 196V195H70ZM70 196H69V198H70ZM72 196H71V199L70 200H73V201H71V202H69L70 200H67L68 202V204L69 205H71L72 206V208L74 209L75 208V210L77 209V207H79L78 208V210H80V209H82V205H80V204H78L77 202H76V204L77 205H80V206H75V200L72 198ZM85 196V197H84ZM114 196V197H113ZM133 196V197H132ZM171 196V195H170ZM236 196H240L239 197V200H238V198L236 197ZM113 197V198H112ZM116 197V198H115ZM123 197V198H122ZM137 197V198H136ZM140 197H141V199H140ZM242 197H244V198H242ZM8 199V200H4V199ZM45 198H47V197H45ZM170 197L168 196V197H164V200L167 202L166 204H168V202H169V200L167 201V199H169ZM234 198V199H233ZM238 200V202L241 204V205H239V203L238 202H236V199ZM242 198V199H241ZM87 198H85V200H86ZM104 200H105V202H104ZM107 200V201H106ZM115 200V201H114ZM141 200V201H140ZM219 200H221V199H219ZM232 200H234L235 202H236V204L234 205L232 202ZM242 200V201H241ZM42 201V200H41ZM66 201V200H65ZM84 201V202H83ZM43 203H45V200L44 201H42ZM74 204H73V203ZM90 202V200L88 201V199H87V203H89ZM98 202V203H97ZM108 202V203H107ZM130 202V203H129ZM132 202H134L135 203V205L134 204H131ZM136 202H139V203H136ZM43 203H42V206L41 207H44L43 206ZM113 203V204H112ZM120 205H119V204ZM220 204V206H219V204ZM229 203H232V204H229ZM249 203V204H248ZM261 203V204H260ZM115 204V205H114ZM123 204V205H122ZM138 204V205H137ZM146 204H148V205H146ZM215 204V205H214ZM11 205V206H10ZM15 205V206H14ZM100 205H101V207H100ZM107 205V207H105ZM113 205V206H112ZM126 205V206H125ZM132 206V209H131V206ZM142 205H144V206H142ZM242 205V206H243ZM17 206H20V207H18L17 208ZM82 206V207H81ZM119 206L121 207V209H123L122 211H120L121 209L119 208ZM123 206V207H122ZM128 206V207H127ZM133 206H136V209H135V207H134V209H133ZM141 206V208H139ZM147 206V207H146ZM187 206H192V208H194L195 209V207H193V205H187ZM187 206H185V207H187ZM219 206V207H218ZM223 206V207H222ZM232 206H233V208H232ZM104 207V208H103ZM130 207V208H129ZM137 207L139 208V209H137ZM190 207H188V209H191V210H193L194 211V209H192V208H190ZM225 207V208H224ZM228 207H230V208H228ZM235 207V208H234ZM239 207V208H238ZM260 207V208H259ZM125 208V209H124ZM145 208H147L146 210H145ZM217 210H216V209ZM20 209H22V208H20ZM92 209H94L93 211H92ZM104 209H105V211H104ZM184 209V208H183ZM197 209H199V208H197ZM196 209V210H197ZM206 209V210H207ZM211 209V208H210ZM226 209V210H225ZM102 210V211H101ZM110 210H111V212H110ZM136 211V210H138L137 212H142L140 215L137 213V212H134V211ZM140 210H142V211H140ZM184 210H187V208H185ZM205 210V211H206ZM212 210H211V213H213L212 212ZM216 210V211H215ZM236 210H238V211H236ZM241 210V209H240ZM92 211V212H91ZM101 213H100V212ZM115 211V212H114ZM126 211V212H125ZM133 212V213H129V212ZM91 212V213H90ZM104 212H105V214H104ZM113 212L117 215H115V214H113ZM117 212V213H116ZM121 214H120V213ZM196 212V211H195ZM207 212H210V211H207ZM240 212V211H239ZM238 212V213H239ZM89 213H90V215H89ZM99 213V214H98ZM103 213V214H102ZM236 214V216L237 215H239L238 217L240 218V220H239V218L237 217L235 220H236V222H231V226L232 227H234L233 225H240V223L239 222H241V223H243V221H245V223L246 222H248L249 221V219H247V221H246V217H244L245 215H243L242 217L244 218H242L241 217V215H240V213L239 214ZM37 216H36V215ZM43 214V216H41ZM109 214V215H108ZM112 214V215H111ZM124 214V215H123ZM127 214H128V216H127ZM131 214V215H130ZM137 214V215H136ZM12 215H13V217H12ZM17 215V216H16ZM15 215V217H17V219L19 220L21 217V214H16ZM20 215V216H19ZM33 215H35V216H33ZM87 215H89V219L87 220L86 218H88V216ZM118 215H120V217H122V218H120V217H118ZM134 215H136L135 217H134ZM205 215V214H204ZM233 215V216H232ZM9 216V217H8ZM46 218H45V217ZM58 216V217H57ZM60 216V217H59ZM84 216L86 217V218H84ZM90 216H91V218H90ZM114 216V217H113ZM126 216V217H125ZM133 216V217H132ZM206 216H209L208 215V213L206 214ZM2 218L4 217V216H1ZM6 217H8V218H5V220H3V219H1L0 218V264H3V262H4V264H6L7 262L9 263V262H11V263H9V264H37V262H29L28 263V261H25V258L23 259V257L25 256L24 254H23V257L22 256H20V255H22V252H19V251H13L12 250V252L10 253V256L8 255V253H5V248H6V246H8V243H11V241H15V240H17V236H16V233L18 234L19 232H17V230H16V228H18V226L19 227H21V224L18 222V220L17 219H15V217H14V213L12 214H9V215H7ZM23 217H25V214L23 215ZM42 219H41V218ZM101 217L103 218V219H105V220H102L101 219ZM112 217V218H111ZM128 217V218H127ZM130 217H132V219L130 218ZM224 217H227V215L226 216H224ZM16 220V221H13L14 219ZM34 218H35V220H34ZM37 218V219H36ZM39 218V219H38ZM44 218H45V222L46 223H44ZM110 218H111V220H110ZM119 218V219H118ZM138 220H137V219ZM210 218V217H209ZM248 218V217H247ZM8 219V220H7ZM12 219V220H11ZM109 219V220H108ZM127 219L128 221H125V220ZM139 219H140V221H139ZM242 219H243V221H242ZM1 220H3V221H1ZM35 222H34V221ZM40 222V224L39 223H37L38 221ZM58 220V221H57ZM85 220V221H84ZM87 220V221H86ZM135 220H136V222H135ZM254 220L256 221V225L257 224H260L259 226H261V223H259V221L261 220L260 218H258L257 217V220H256V218H254ZM8 221V222H7ZM37 221V222H36ZM43 221V222H42ZM56 221V222H55ZM64 221V222H63ZM82 221H84V222H82ZM98 221V222H97ZM106 221V222H105ZM108 221H111V223H108ZM125 221V222H124ZM198 221H201V220H198ZM2 222V223H1ZM32 222V223H31ZM42 222V223H41ZM50 222V223H49ZM60 222V223H59ZM94 222V223H95ZM99 222H101L100 224L102 225H100L99 224ZM104 222V223H103ZM135 222V223H134ZM197 222V221H196ZM195 222V223H196ZM13 223V224H12ZM20 225H19V224ZM46 224V226L44 225V224ZM56 223V225H54ZM63 223V224H62ZM68 223V224H67ZM74 223V224H73ZM76 223V224H75ZM91 223H93V221H91ZM107 223H108V227L107 226H105L104 224H106L107 225ZM115 223L116 224H118V226L117 225H115ZM122 223H124V225L122 224ZM131 224L130 226H129V224ZM134 225H137V226H134ZM194 223V224H195ZM197 223H202V222H197ZM232 223H236V224H233L232 225ZM245 223H243L242 224V226H246V224ZM51 224V225H50ZM60 224H61V226L63 227V226H65V229H64V227L62 228L61 226H60ZM128 224V226H129V228L126 226ZM141 224H142V226H141ZM194 224H192V225H194ZM249 224V223H248ZM36 225V226H35ZM44 225V226H43ZM59 225V226H58ZM74 225V226H73ZM140 225V226H139ZM198 225L199 224H196V226L195 227H198ZM12 226H15V227H13V229L15 230H13L11 227ZM38 226V227H37ZM43 226V227H42ZM67 226V227H66ZM73 226V228H75L76 226V228L75 229H72V231L70 232V227H72ZM104 226H105V228H104ZM116 226V227H115ZM121 226V227H120ZM123 226L125 227V228H127V229H124L123 228ZM132 226V227H131ZM221 226V225H220ZM256 227V229L255 228H252L251 230L249 229V231H251V232H254L255 230V232H257L258 231V229L257 228H259V230H260V233H258V234H261L262 235V233H261V231L264 233V229H263V227L261 226V227ZM47 227H49V228H52V229H49V234L47 235L46 233H48V231H46L45 232V230L46 229H48ZM61 227V228H60ZM78 227H83L82 229L81 228H79L78 230H77V228ZM134 227V228H133ZM140 227H142V228H140ZM188 227V226H187ZM185 227L186 229H185V231L186 232H184L186 235L184 236V237H182L181 239H180V242H182V243H180L182 246L181 247H183V249H184V251H186V252H189L190 250H189V248H187V240H186V238L187 239H189L188 237H187V234L188 235H190L189 233H190V231H192V229L190 228V227ZM194 226L192 227V228H194V229H196ZM216 227H218V228H220L219 226H217L216 225ZM222 227V226H221ZM230 227V226H229ZM239 227V230L237 229V226H236V228H232L231 230H233V233H231V234H234V233H238V231H242V227H241V225L240 226H238ZM241 227V228H240ZM5 228H6V230H5ZM40 228V229H39ZM46 228V229H45ZM86 228H89V230L91 231L92 230V232H90V234H86V232H88L89 230L87 229V230H85ZM108 228V229H107ZM122 228V229H121ZM134 231H132L131 229ZM136 228H138L137 230H136ZM44 229V230H43ZM64 229V230H63ZM68 230V232H67V230ZM82 231H81V230ZM93 229H94V232H93ZM105 229V230H104ZM120 229L123 231H121L120 232ZM129 229H130V231H129ZM135 229V230H134ZM193 229V230H194ZM198 229L199 228H197V230L195 231V232H197L198 231ZM221 229H223V227L221 228ZM226 229V230H225ZM237 229V230H236ZM57 230L58 231V233L57 232H55V231ZM61 230V231H60ZM80 230V231H79ZM104 230V231H103ZM113 230H115V232H117V234H118V236L116 235V233L113 231ZM117 230H119V231H117ZM139 230V231H138ZM231 231L230 229H227V228H224V230H222L223 232H227V231ZM59 231H60V233H59ZM75 231H77V232H75ZM84 231H86L85 233H84ZM98 231V232H97ZM104 233H103V232ZM126 231H128L127 233H126ZM137 231H138V234H137ZM234 231H236V232H234ZM248 231V232H249ZM14 232H16V233H14ZM42 232V233H41ZM44 232V233H43ZM53 232V233H52ZM66 233V234H63V233ZM129 232H132L133 234L132 235H130V233ZM239 232V233H240ZM247 232V233H248ZM259 232V231H258ZM5 233V234H4ZM56 233V234H55ZM78 233V234H77ZM89 233V232H88ZM101 233H103V234H101ZM109 233V234H108ZM113 233H115L114 235H113ZM119 233H121V234H119ZM123 233H126V236H128L129 235V237H126ZM238 233V234H239ZM243 233H245V232H243ZM12 234H15V235H12ZM42 234H43V236H42ZM59 234H61V235H59ZM72 234V235H71ZM99 234H100V237H98L99 236ZM31 235H32V237H31ZM40 235V236H39ZM45 235H47V236H45ZM58 235V236H57ZM63 235V236H62ZM65 235V236H64ZM76 237H75V236ZM87 235V236H86ZM113 235V236H112ZM134 235V236H133ZM13 236L15 237V238H13ZM59 236H60V238H61V236H62V238L64 239H59ZM83 236V237H82ZM141 236V237H140ZM68 237V238H67ZM98 237V238H97ZM106 237V238H105ZM122 237V238H121ZM27 238H29V240L27 239ZM32 238H33V240H32ZM51 238V239H50ZM52 238H53V243H52ZM57 238H58V240H57ZM72 238V239H71ZM75 238H79L78 240L77 239H75ZM121 240H120V239ZM18 239H19V237H18ZM35 239V240H34ZM99 239H101V241H99ZM106 239L108 240V244L105 246V244L107 243V241H106ZM110 239V240H109ZM115 239H117V240H115ZM46 240H47V245L45 244V242H46ZM48 240L49 241H51L50 243L48 242ZM69 240H71V241H69ZM106 241V243H105V241ZM115 240V242H112V243H109L110 241H114ZM34 241V242H33ZM40 241V242H39ZM78 241V243H76ZM95 241H97L98 243H97V245H96V242ZM120 241V242H119ZM175 241H176V238H174V239H172L171 240V243H172V245L174 246V244H175ZM184 241V242H183ZM6 242V243H5ZM55 242V243H54ZM104 242V243H103ZM158 242V243H157ZM174 242V243H173ZM30 243H32L31 245H28V244H30ZM34 243V244H33ZM57 243H58V246H57ZM117 243H118V245H117ZM121 243V244H120ZM157 243V244H156ZM4 244V245H3ZM99 244V245H98ZM111 244V245H110ZM113 244H115V245H113ZM6 245V246H5ZM117 245V246H116ZM119 245H121V246H123V247H121V246H119ZM149 245V249H150V251H152V249H154V252H156V253H158L157 255H156V253H155V258H162V251H160V250H162V243L159 241V239H157V240H155V242H154V246H156V248H154V246H151L150 244H148ZM99 248H98V247ZM101 246V247H100ZM113 246V247H112ZM151 246V247H150ZM160 246H161V249H160ZM175 246H176V244H175ZM3 247V248H2ZM109 247L111 248V250H113V251H111L110 249H109ZM86 248V247H85ZM92 248V249H93ZM98 248V249H97ZM101 248V249H100ZM112 248H114V249H112ZM4 249V250H3ZM39 249H42V250H39ZM103 249V250H102ZM121 249H123L122 251H120ZM4 251V253H5V255L7 254L9 257H6L5 255H2V253H3V251ZM99 250V251H98ZM116 250V251H115ZM118 250V251H117ZM16 252H17V254H16ZM72 252H73V254H72ZM96 252V253H95ZM115 252H117V253H115ZM191 252V251H190ZM13 253V254H12ZM40 253V252H39ZM108 253V254H107ZM110 253V254H109ZM77 254V255H76ZM13 255V256H12ZM14 255H16V256H14ZM18 255V256H17ZM75 255V256H74ZM84 255V256H83ZM97 255V256H96ZM120 255V256H119ZM4 256V257H3ZM91 256H93V257H91ZM113 256V257H112ZM117 258H116V257ZM83 257H85V259H83ZM99 259H98V258ZM112 257V258H111ZM2 258L4 259L3 260V262L1 261L2 260ZM5 258L8 260L9 258V260L8 261H6L5 260ZM12 258V259H11ZM20 258H22V260L20 259ZM81 260H80V259ZM93 258H96V259H98V261L96 260V259H93ZM34 259H36V258H34ZM33 259V260H34ZM103 259H104V262L106 261V263H104L103 262ZM120 259V260H119ZM126 259V260H125ZM26 260H27V258H26ZM78 260V261H77ZM88 260H89V262H88ZM91 260H92V262H91ZM124 260V261H123ZM152 261H149L148 260V258H147V256H146V258H145V261H144V264H146V263H150V264H153L152 262H153V257H152V259H151ZM84 261V262H83ZM87 261V262H86ZM100 261V262H99ZM109 261V262H108ZM118 263H117V262ZM149 261V262H148ZM97 262V263H96ZM99 262V263H98ZM125 262V263H124ZM7 263V264H8Z\"/></svg>","mask_w":264,"mask_h":264},{"label":"clouds","instance_id":"clouds-1","mask_svg":"<svg viewBox=\"0 0 264 264\" xmlns=\"http://www.w3.org/2000/svg\"><path fill=\"white\" fill-rule=\"evenodd\" d=\"M137 14H143V8L138 4L134 8ZM160 23L156 26L161 34L175 38L177 29H186L190 32L197 25L198 18L194 11L185 10L182 20L169 18L164 12L156 14ZM155 24V21H153ZM15 36L14 29L8 23H0V48L10 46ZM150 32L144 27H134L124 36L123 40L114 42L116 57L111 63L109 73L115 86L128 85L141 76L150 75L155 68L157 49L160 43L149 40ZM39 111L26 116L19 125L22 134H28L36 140L55 144L63 141L67 131L50 120L42 119ZM124 243L128 264H144L150 249L146 238H129Z\"/></svg>","mask_w":264,"mask_h":264},{"label":"crops","instance_id":"crops-1","mask_svg":"<svg viewBox=\"0 0 264 264\" xmlns=\"http://www.w3.org/2000/svg\"><path fill=\"white\" fill-rule=\"evenodd\" d=\"M57 46L54 47L55 55L56 53L59 54V50L62 47V43L58 44ZM67 54L64 56L65 58L61 63V67L59 68L60 70L58 69L56 72V75L57 76L59 75L58 76L59 78H63L61 80H64V82L66 83L67 81L69 83L71 82L70 84H67L65 86L64 88L65 91L71 89L74 86V84H77L78 81L77 78H79L78 73H72L71 75L67 73V75L69 76L65 75V73L67 72L66 70H68V72L70 71V69H67L69 67H67L68 65H66L67 64L66 59L68 60L72 59L75 53L69 52ZM37 59L36 58L33 59L21 55L6 62L3 61V66L2 68H0V75L8 68H10L11 66L18 63L21 60L27 61V64L31 69V74L25 77V79L23 80L24 83H22V85L13 88V90L10 91V94L4 92L3 89H0V138H1L0 140L11 139L10 134L13 133V131L18 127L17 125H19L20 122L26 116L35 113V111L36 112L39 111L40 108L42 109V106H45L43 108L48 107V105L52 106L53 104L51 103L52 102L54 103L56 101V98H58L60 95V92H58L59 94L57 95L56 91L58 89L52 86L54 84L51 83L52 82V80L50 79L51 75L47 73L48 72L47 68L45 69L46 65L44 64L43 61H39V59L38 60ZM31 61L33 66L32 64H30ZM4 133L6 134L4 135Z\"/></svg>","mask_w":264,"mask_h":264},{"label":"water","instance_id":"water-1","mask_svg":"<svg viewBox=\"0 0 264 264\" xmlns=\"http://www.w3.org/2000/svg\"><path fill=\"white\" fill-rule=\"evenodd\" d=\"M30 74L31 69L27 64V61L21 60L0 75V89H3L4 92L10 94V91H12L16 86L18 87L22 85L25 77Z\"/></svg>","mask_w":264,"mask_h":264}]
</instances>
